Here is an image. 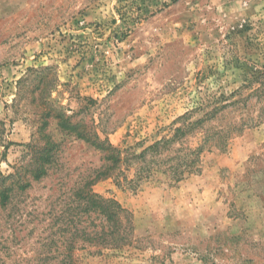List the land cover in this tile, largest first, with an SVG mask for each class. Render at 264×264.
<instances>
[{
	"label": "rangeland",
	"instance_id": "1",
	"mask_svg": "<svg viewBox=\"0 0 264 264\" xmlns=\"http://www.w3.org/2000/svg\"><path fill=\"white\" fill-rule=\"evenodd\" d=\"M263 66L264 0H0V264H42L90 192L132 232L76 238L75 264H264V122L177 185L122 160L221 95L236 103L216 126L257 114L246 79Z\"/></svg>",
	"mask_w": 264,
	"mask_h": 264
},
{
	"label": "trees",
	"instance_id": "2",
	"mask_svg": "<svg viewBox=\"0 0 264 264\" xmlns=\"http://www.w3.org/2000/svg\"><path fill=\"white\" fill-rule=\"evenodd\" d=\"M246 89L249 90L246 94V110L252 106H259L257 114H246V120L231 121L222 127L216 126L214 123L218 117L236 103L226 101L228 98L221 95L210 106L209 104L199 106L197 108L201 112L199 117L194 116L195 110H189L172 122L168 134L139 152L129 153L126 150L122 160L135 162L137 181L163 175L170 185H177L190 175L199 174L202 171L203 155L206 150L212 148L224 150L234 133L242 131L244 126L251 127L264 122V66L247 76ZM191 138L197 139L196 143L193 144ZM116 150V147L109 144L110 153ZM112 160L118 162L121 158L113 155ZM80 195L83 196V192H80ZM83 197L87 198L84 226L74 230L67 227V232H64L61 238H55V234L48 235L45 242L47 250L41 252L42 264H75L73 253L76 238L111 246H120L128 241L132 223L130 212L126 208L115 199L102 198L96 193L90 192ZM96 219L99 220L98 223L93 221ZM55 239L60 240L61 245L53 248ZM53 260L56 262L51 263Z\"/></svg>",
	"mask_w": 264,
	"mask_h": 264
}]
</instances>
